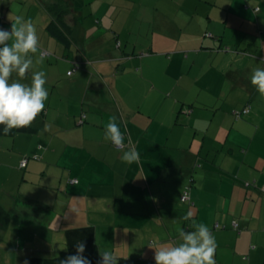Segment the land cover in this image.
Wrapping results in <instances>:
<instances>
[{
    "label": "crops",
    "instance_id": "crops-1",
    "mask_svg": "<svg viewBox=\"0 0 264 264\" xmlns=\"http://www.w3.org/2000/svg\"><path fill=\"white\" fill-rule=\"evenodd\" d=\"M54 3L68 7V44L49 29L65 31ZM18 17L40 46L11 77L44 71L49 96L36 132L0 135V239L12 227L17 262L91 225L99 255L155 264L149 246L203 223L216 264H264V94L251 83L264 0H0V28ZM113 116L122 148L104 139ZM131 148L140 158L125 163Z\"/></svg>",
    "mask_w": 264,
    "mask_h": 264
},
{
    "label": "clouds",
    "instance_id": "clouds-1",
    "mask_svg": "<svg viewBox=\"0 0 264 264\" xmlns=\"http://www.w3.org/2000/svg\"><path fill=\"white\" fill-rule=\"evenodd\" d=\"M40 41L35 26L18 17L12 30L0 28V125L3 132L11 129L29 127L36 117L44 110L49 92L46 88L47 77L44 71H34L31 83L19 81L10 82L13 72L21 78L34 66L30 53H37ZM42 62V57L37 63ZM251 83L261 94H264V67H257L251 75ZM104 139L110 141L117 148L124 144L122 133L116 117H110L105 126ZM140 153L131 148L122 154L125 163L137 162ZM192 218L189 211L183 217L185 221ZM194 231H180V239L183 241L174 246L159 245L149 246L155 249V264H216L214 255L216 252V239L209 227L203 223L194 224ZM76 254L69 255L61 261V264H92L84 255L86 242L80 241L75 245ZM100 264H119V257L113 252L100 253ZM27 264V262H26Z\"/></svg>",
    "mask_w": 264,
    "mask_h": 264
},
{
    "label": "trees",
    "instance_id": "trees-1",
    "mask_svg": "<svg viewBox=\"0 0 264 264\" xmlns=\"http://www.w3.org/2000/svg\"><path fill=\"white\" fill-rule=\"evenodd\" d=\"M59 1H65V3H67V0H59ZM51 10L52 13L55 15V19L60 23H62L63 26H65V31L59 28L55 24V22L49 24V29L51 30V32H53V35H55L63 43L65 44L70 43V36L67 30H70L71 28L65 20V16L68 14V7L64 9L61 6H59V4L54 3ZM3 127H4L3 125H0V135L4 134ZM36 130L37 128L31 124L29 127L20 128V129L14 128L11 129L9 132L33 133L36 132ZM65 234H66L65 250H63L57 256L33 255L29 259V264H61V261L66 259L69 255L76 254L75 245L77 244V242L80 241L86 242V251L84 255L91 260L92 264H100L101 256L97 252V245L95 242V229L93 226L87 225V226L69 228L66 230Z\"/></svg>",
    "mask_w": 264,
    "mask_h": 264
},
{
    "label": "rangeland",
    "instance_id": "rangeland-1",
    "mask_svg": "<svg viewBox=\"0 0 264 264\" xmlns=\"http://www.w3.org/2000/svg\"><path fill=\"white\" fill-rule=\"evenodd\" d=\"M7 5V4H6ZM18 7L19 4L16 3L15 6H11V8L13 9V11L16 13L18 12ZM11 31V30H10ZM12 81H16L15 79H12V77H10V82ZM14 224V223H12ZM2 232V231H0ZM2 234V233H0ZM13 234V229L12 227L8 230L7 232V236L5 239L1 240L0 239V264H22L21 260H19L17 262V258L21 255L17 254V252L20 250L23 252L22 250V246L19 245L18 241H12L10 240ZM49 242V241H48ZM55 247V253L54 255H51L50 253H46L45 251H43V247L41 244L38 243V246H36V242L33 243V245H30L28 248V252L30 253V256L34 255V256H57L61 253V251L66 249V244H54ZM25 251V250H24ZM49 252V251H47ZM138 262H130L128 260H121V262H119V264H137Z\"/></svg>",
    "mask_w": 264,
    "mask_h": 264
},
{
    "label": "built area",
    "instance_id": "built-area-1",
    "mask_svg": "<svg viewBox=\"0 0 264 264\" xmlns=\"http://www.w3.org/2000/svg\"><path fill=\"white\" fill-rule=\"evenodd\" d=\"M42 55L43 56H46L47 55V52L46 51H43L42 52ZM69 74H71V71L69 72ZM249 112V107H245L244 109H243V111H242V113H240V114H247ZM124 145H126L125 143L121 146V147H119V148H122V147H124ZM26 163V161L24 160L23 161V165ZM182 198L183 199H186V198H189V189L187 188L186 190H185V192L183 193V196H182ZM234 227L235 228H238L239 227V224L237 223V222H235L234 223Z\"/></svg>",
    "mask_w": 264,
    "mask_h": 264
}]
</instances>
